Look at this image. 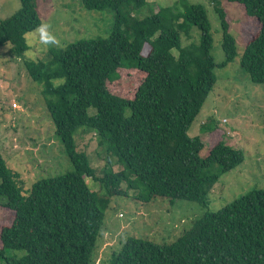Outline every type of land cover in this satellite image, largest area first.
Listing matches in <instances>:
<instances>
[{
    "label": "trees",
    "instance_id": "obj_1",
    "mask_svg": "<svg viewBox=\"0 0 264 264\" xmlns=\"http://www.w3.org/2000/svg\"><path fill=\"white\" fill-rule=\"evenodd\" d=\"M80 2L85 10L113 13L110 35L56 47L45 61L25 56L26 35L42 23L37 0H20L21 8L0 21V49L11 46L29 77L42 85L54 133L74 168L24 190L20 173L0 152V206L14 213L12 223L0 229V264H94L106 210L112 198L127 194L123 183L128 189L134 181L142 185L146 198L206 208L220 177L245 161L215 121L202 126L213 135L206 157L202 138L190 137L189 130L216 85L215 70L238 55L223 2L241 5L259 25L243 44L241 66L252 83L264 85V0H212L223 33L221 65L212 56V28L202 4L181 0L183 9L150 8L142 17L149 0ZM184 36L191 40L186 45ZM128 71L137 82H128L133 94L114 92L110 86L121 84ZM80 129L95 134L108 158L115 155L125 169L114 172L109 164L97 176L90 157L77 149ZM107 264H264V190L207 213L173 244L129 237Z\"/></svg>",
    "mask_w": 264,
    "mask_h": 264
},
{
    "label": "rangeland",
    "instance_id": "obj_2",
    "mask_svg": "<svg viewBox=\"0 0 264 264\" xmlns=\"http://www.w3.org/2000/svg\"><path fill=\"white\" fill-rule=\"evenodd\" d=\"M37 1L42 23L52 25L51 31L61 41V47L110 35L114 17L109 11L85 10L80 0ZM180 1L149 0L140 16H148L150 8L157 12L160 8H175L178 4L183 9ZM185 1L206 7L214 41L212 56L221 65L225 61L223 33L212 0ZM222 5L227 11L238 55L232 63L215 70L216 85L189 130V136L202 138L205 146L202 156L206 157L213 135L202 132V126L215 121L218 128L225 131L226 144L243 151L245 161L220 177L210 195L212 202L206 208L186 200L146 198L144 187L130 177L134 188L128 189V185L123 183L122 188L127 194L112 198L111 207L106 210L105 231L100 238L94 264H107L113 251L118 250L129 237L159 245L173 244L207 213L216 212L254 190H264V85L252 83L241 66L243 44L258 31L259 25L245 15L241 5L228 2ZM20 8V0H0V21ZM194 36L198 43L200 35L197 28ZM26 40H32V44L25 56L34 60L45 61L48 53L56 48L41 45L34 32L27 34ZM190 41L185 36L182 38L184 45ZM174 53L177 54L176 51ZM129 81L134 86L137 84L134 72H124L121 84L110 87L116 93L131 96L134 88L128 85ZM42 88L29 77L23 60L14 56L11 46L0 49V152L8 166L20 173L24 190L38 180L68 174L74 169L61 140L54 133L53 122L43 104ZM95 113V109H89L90 115ZM84 130L80 129L75 136L77 149L90 157L97 176H101L109 164V170L114 172L125 169L115 155L108 158L95 134ZM86 180L94 192L100 191L96 181ZM13 219L14 213L0 206V229L10 225Z\"/></svg>",
    "mask_w": 264,
    "mask_h": 264
},
{
    "label": "clouds",
    "instance_id": "obj_3",
    "mask_svg": "<svg viewBox=\"0 0 264 264\" xmlns=\"http://www.w3.org/2000/svg\"><path fill=\"white\" fill-rule=\"evenodd\" d=\"M52 25L43 22L39 24L33 31L39 37V43L43 46H55L61 47V41L57 39L55 34L51 31ZM27 43L29 46L32 44V40H28Z\"/></svg>",
    "mask_w": 264,
    "mask_h": 264
},
{
    "label": "built area",
    "instance_id": "obj_4",
    "mask_svg": "<svg viewBox=\"0 0 264 264\" xmlns=\"http://www.w3.org/2000/svg\"><path fill=\"white\" fill-rule=\"evenodd\" d=\"M226 120H224V122H225Z\"/></svg>",
    "mask_w": 264,
    "mask_h": 264
}]
</instances>
